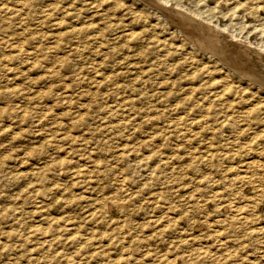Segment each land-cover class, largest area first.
Returning a JSON list of instances; mask_svg holds the SVG:
<instances>
[{
  "label": "rangeland",
  "instance_id": "rangeland-1",
  "mask_svg": "<svg viewBox=\"0 0 264 264\" xmlns=\"http://www.w3.org/2000/svg\"><path fill=\"white\" fill-rule=\"evenodd\" d=\"M9 1L0 264H264V0Z\"/></svg>",
  "mask_w": 264,
  "mask_h": 264
},
{
  "label": "bare ground",
  "instance_id": "bare-ground-1",
  "mask_svg": "<svg viewBox=\"0 0 264 264\" xmlns=\"http://www.w3.org/2000/svg\"><path fill=\"white\" fill-rule=\"evenodd\" d=\"M202 1V0H201ZM2 2V1H1ZM203 2V1H202ZM10 3H12L11 2V0L9 1V5H10ZM28 4V3H27ZM206 4V3H205ZM204 4V5H205ZM14 5V4H13ZM12 5V6H13ZM26 5V4H25ZM208 5V4H207ZM218 5V4H217ZM7 6H8V4H7ZM12 6H10V8H12ZM18 6V5H17ZM9 7V6H8ZM7 7V8H8ZM16 7V6H15ZM14 8V7H13ZM17 8V7H16ZM18 8H19V6H18ZM163 8V7H162ZM6 9V8H5ZM184 9V8H183ZM12 10V9H11ZM13 10H15V8L13 9ZM186 10H188V9H186ZM2 11H3V9H2ZM9 11V10H8ZM7 11V12H8ZM16 11V10H15ZM26 11V10H25ZM189 11H191V10H188V12ZM210 11V10H209ZM11 12H13V11H11ZM19 12V11H18ZM169 12L171 13V17H172V19H173V21L175 22V23H177V24H179L181 27V31L183 32V33H185L188 37H187V39L189 38V39H191V40H193V42L195 41V42H197V43H200V44H203V42L202 41H200L201 39H198L197 37H201V38H211L212 39V41H210V42H212L213 44H214V42L215 41H218L219 40V38H222V39H224L225 41H224V43H226L227 45H226V51L225 52H221L222 53V57L224 58V60H226V62H228V64L229 65H232L234 68H236L238 71H240L241 69H243V66L242 67H240V66H238V64L239 65H241L242 63H241V59H239L240 57L242 58V56H248V53H253V52H256L255 50H252V48L250 49V48H248L247 46H245V45H243V44H241V43H238V42H235L234 41V39H233V37L231 36V35H224V34H222L221 33V31L219 30V29H222V28H219V29H217L216 27H213V26H210L209 24H207L208 23V19H206V20H208L207 21V23L206 22H204V20L203 21H200V20H197L196 18H194V17H191V15H189L188 13H186V12H184V11H178V10H174V9H172L171 8V10H169ZM2 13V12H1ZM16 13V12H15ZM193 13H196L195 11L193 12ZM166 14H167V12H166ZM196 15V14H195ZM195 15H193V16H195ZM198 15V14H197ZM10 16V15H9ZM201 16H202V14H201ZM20 17V16H19ZM161 17V16H160ZM197 17V16H196ZM12 18V17H11ZM10 18V19H11ZM200 18V17H199ZM202 18H204V17H202ZM13 19V18H12ZM167 19V18H166ZM63 20H65V19H63ZM169 20H170V18H169ZM202 20V19H201ZM22 21V20H21ZM57 22H58V20H56ZM171 21V20H170ZM210 22H211V20H210ZM24 24V23H23ZM54 24V23H53ZM217 24V23H216ZM57 25V24H56ZM56 25H54V26H56ZM59 25V24H58ZM216 26H218V24L216 25ZM22 27V26H21ZM20 28V27H19ZM18 28V29H19ZM224 28V27H223ZM227 27H225L224 29H226ZM56 29V28H55ZM57 29H58V26H57ZM23 30V29H22ZM231 30V29H230ZM177 31V30H176ZM223 31V30H222ZM225 32V31H224ZM260 32H262V30L260 31ZM227 33V32H226ZM233 33V32H232ZM229 34V33H228ZM58 35V34H57ZM195 35H197V37L195 36ZM235 35V34H234ZM59 36V35H58ZM56 37V36H55ZM128 37V36H127ZM9 38V37H8ZM57 38V37H56ZM241 38V37H240ZM10 39V38H9ZM237 39H238V37H237ZM5 40V39H4ZM3 40V41H4ZM203 40V39H202ZM215 40V41H214ZM240 40V39H239ZM242 40V39H241ZM244 40H245V38H244ZM223 41V40H222ZM7 42V41H6ZM209 42V43H210ZM246 42V41H245ZM248 42V41H247ZM4 43V42H3ZM8 43H11V41L9 42L8 41ZM17 43V42H16ZM20 43V42H19ZM192 43V42H191ZM219 43V42H218ZM249 43H251V42H249ZM12 44V43H11ZM220 44V43H219ZM15 45V44H14ZM203 45H205V44H203ZM202 45V46H203ZM212 45V44H211ZM255 45H257V44H255ZM254 45V47H256ZM259 45V44H258ZM3 46V45H2ZM7 46H10V45H7ZM12 46V45H11ZM16 46V45H15ZM17 46H18V44H17ZM199 46V45H198ZM214 46H215V44H214ZM217 46V45H216ZM219 46V45H218ZM217 46V47H218ZM6 47V46H5ZM20 47V46H19ZM210 47V46H209ZM1 48V47H0ZM8 49H9V47H7ZM13 48H15L16 49V47H12V49ZM22 48V47H21ZM199 48V47H198ZM260 48L262 49V47L260 46ZM5 49V48H4ZM11 49V47H10V50H12ZM14 49V50H15ZM18 49V48H17ZM25 49H27V48H25ZM201 49V48H200ZM213 49V48H212ZM224 49V48H223ZM7 50V49H6ZM9 50V51H10ZM20 50V49H19ZM29 50V49H28ZM205 50V49H204ZM217 50V49H216ZM1 51V50H0ZM5 51V50H4ZM209 51V50H208ZM212 51V50H211ZM213 51H215V50H213ZM231 51H235L236 52V54H237V59H235V56H233L232 54H231ZM15 52V51H14ZM14 52H13V54H14ZM220 52V51H219ZM218 52V53H219ZM5 53H6V51H5ZM22 54V53H21ZM217 54V53H216ZM256 54V53H255ZM23 55H25V54H22V56ZM239 55V56H238ZM26 56V55H25ZM34 56V55H33ZM259 56V55H258ZM18 57V56H17ZM17 57H15V59H17ZM222 57H221V59H222ZM31 58V57H30ZM29 58V59H30ZM239 59V60H238ZM32 60H33V58H32ZM35 60H36V58H35ZM7 61V60H6ZM25 62V61H24ZM45 62V61H44ZM8 63V62H7ZM6 63V64H7ZM36 63V62H35ZM227 64V63H226ZM244 65V64H243ZM95 66V65H94ZM50 67V66H49ZM97 67V66H96ZM238 67V68H237ZM7 68V67H6ZM5 68V69H6ZM14 69V68H13ZM22 69V68H21ZM240 69V70H239ZM250 69H251V67H250ZM7 70V69H6ZM96 69H94V71H95ZM253 70V69H252ZM8 71H9V69H8ZM18 72V71H17ZM46 72V71H45ZM99 72V71H98ZM248 72H250L249 70H248ZM252 72V71H251ZM250 72V73H251ZM254 72V71H253ZM252 72V73H253ZM20 73H21V71H20ZM247 73V72H246ZM12 75V74H11ZM52 76V75H51ZM49 77V76H48ZM52 78V77H51ZM49 79V78H48ZM101 79H102V77H101ZM12 80V79H11ZM12 82V81H11ZM14 82V81H13ZM98 82V81H97ZM100 82H98L97 84H99ZM6 84V83H5ZM4 84V85H5ZM9 84H10V82H9ZM17 84V83H16ZM95 84V83H94ZM14 85V84H13ZM11 86H12V84H11ZM96 86V85H95ZM3 88H8V87H3ZM9 89V88H8ZM12 89V88H11ZM19 90V89H18ZM89 90V89H88ZM20 92V91H19ZM16 93H17V91H16ZM68 96H70V95H68ZM2 99V98H1ZM67 101H68V98H67ZM122 105V104H121ZM125 106V105H124ZM122 108H123V106H122ZM126 108V107H125ZM124 108V109H125ZM120 109V108H119ZM128 111V110H127ZM127 111H126V113H127ZM182 120V119H181ZM180 120V121H181ZM183 121H184V119H183ZM179 122V121H178ZM186 122V121H185ZM194 123V122H193ZM192 123V124H193ZM195 125V124H194ZM193 125V126H194ZM125 149H127V148H125ZM130 149V148H129ZM139 149V148H138ZM128 150V149H127ZM129 151V150H128ZM138 151V150H137ZM141 151V150H140ZM139 153V152H138ZM141 153H142V151H141ZM143 155V154H142ZM142 155H140L141 157H143ZM147 155V154H146ZM150 158V157H149ZM142 159V158H141ZM144 159H145V157H144ZM143 160V159H142ZM150 162V161H149ZM251 162V161H250ZM255 163H257V162H253V164L255 165ZM249 164V163H248ZM252 165V164H251ZM250 165V166H251ZM260 166V165H259ZM258 166V167H259ZM256 167H257V165H256ZM257 167V168H258ZM253 168H255V167H253ZM236 209H234V210H237V212H238V210H239V208H237V207H235ZM120 209H121V207H120ZM124 209V208H123ZM122 209V210H123ZM125 210V209H124ZM121 211V210H120ZM125 212V211H124ZM245 212V211H244ZM234 213V212H233ZM246 213V212H245ZM241 214V213H240ZM235 216H236V214H235ZM243 217V216H242ZM244 217H245V215H244ZM246 218V217H245ZM204 238V237H203ZM192 241V240H191ZM187 242V241H186ZM202 243V242H201ZM185 244V243H184ZM187 244V243H186ZM185 244V245H186ZM189 244V243H188ZM184 245V246H185ZM194 245V244H193ZM187 246V245H186ZM191 246V245H190ZM189 246V247H190ZM187 248H188V246H187ZM192 248V247H191ZM180 252V251H179ZM176 253V252H175ZM181 253V252H180ZM184 253V252H183ZM182 253V254H183ZM186 253V252H185ZM170 255H172V254H170ZM176 254H174V255H172V257L173 256H175ZM178 255V254H177ZM176 255V256H177ZM189 255H190V253H189ZM165 256V255H164ZM162 258H163V256H161ZM173 259V258H172ZM189 259V258H188ZM170 260V259H169ZM171 261V260H170ZM174 261V260H173ZM167 262V261H166ZM165 262V263H166ZM162 264V263H161ZM164 264V263H163Z\"/></svg>",
  "mask_w": 264,
  "mask_h": 264
}]
</instances>
